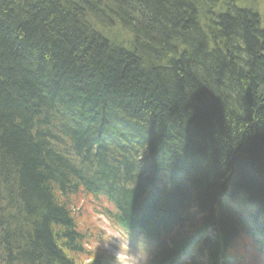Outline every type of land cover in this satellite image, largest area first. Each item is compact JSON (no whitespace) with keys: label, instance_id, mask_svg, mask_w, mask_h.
Here are the masks:
<instances>
[{"label":"trees","instance_id":"obj_1","mask_svg":"<svg viewBox=\"0 0 264 264\" xmlns=\"http://www.w3.org/2000/svg\"><path fill=\"white\" fill-rule=\"evenodd\" d=\"M235 2L0 0V264H98L80 192L159 261L264 248V27Z\"/></svg>","mask_w":264,"mask_h":264},{"label":"rangeland","instance_id":"obj_2","mask_svg":"<svg viewBox=\"0 0 264 264\" xmlns=\"http://www.w3.org/2000/svg\"><path fill=\"white\" fill-rule=\"evenodd\" d=\"M216 1L217 0H213L214 3ZM243 3L246 4V5L250 4L254 8V10H258V12H259L258 14H260V17H261L260 19H261L262 25H264V0H243ZM111 27H112V30H110V33L112 35H120L122 33V31H123V30H121V28H119L117 26H111ZM73 125L74 126L76 125L75 122L73 123ZM81 204H82L81 201L78 202L77 208L81 207ZM86 210H88V212H89L88 213L89 218L86 219L85 221L89 222V225L93 229V231H95V228H96V229L99 230L98 234L102 233V236L103 235L107 236L106 243L103 244V245L102 244H98V249L95 247L96 244L93 243L91 240L89 241L90 244L88 246V249L90 248V246L93 247L92 249L97 254H100L104 258V260L102 258L103 264H106L107 262H109L110 264H147L146 261L148 259V255H149V253L151 251V247L150 246H147V247L144 248L145 250H142L140 247L145 246L146 244H142L140 242V240L135 239L131 244L133 246H137V247L135 248V250L132 251V250H129L130 248H129L128 242L126 240H118L116 245L119 246V247H123V250H122V252H119V251L115 250L110 245L112 243H115L116 240H113L114 239L113 238V233H112V231H110L107 223L105 221H103V220H98L97 219L98 216L96 217L95 215H93L89 211V209H86ZM80 227L82 229H78L79 232L81 230H84V226H80ZM87 234L88 233H86V235ZM93 244H94V246H93ZM125 250H127V251H125ZM89 251H91V250H89ZM260 261L261 262L259 264H264V262H262V260H260Z\"/></svg>","mask_w":264,"mask_h":264},{"label":"bare ground","instance_id":"obj_3","mask_svg":"<svg viewBox=\"0 0 264 264\" xmlns=\"http://www.w3.org/2000/svg\"><path fill=\"white\" fill-rule=\"evenodd\" d=\"M236 3V8L238 7V5H239V7L241 6L242 8H246V9H248L249 11H251V12H254V13H259L258 12V10H254V8L250 5V4H248V5H246V4H244L243 3V0H238V2H235ZM258 16H259V18H261L260 17V14H258ZM261 20V19H260ZM262 23V22H261ZM258 26H259V28H261V26H260V24H258ZM263 27H264V25H262ZM68 116H73V114H70V113H67V112H60V119H59V121L60 122H65V121H67V117ZM130 124L128 123L127 124V122L125 123V122H121V123H118V124H116V125H114V124H112V123H109L108 124V127H106V132L107 133H109L110 135H115V136H119V138H121V137H123L124 136V134L125 135H127V132H128V134H130L129 133V131L130 130H134V131H136L135 130V128H133L132 126H129ZM84 126H86L85 125V121H82V122H80V121H76V125H75V127L79 130V127H80V129H82V128H84ZM31 128V126L29 127V129ZM47 130H50V131H55L54 130V128L51 126V127H49ZM77 130V131H78ZM38 131H40L39 129H38ZM82 131V130H81ZM98 131H99V136H100V139L101 140H103V142L104 143H106V141L108 140V139H110V138H105V137H103L102 136V134L100 133L101 131H100V129H98ZM35 132H36V129H33V135H35ZM87 137V136H86ZM54 150V152L57 154V155H62L63 154V149H59V148H54L53 149ZM179 158H180V156H179ZM181 159V158H180ZM189 159H190V156H187V159L185 160L184 158H183V160H185L184 162L186 163V167H187V169L189 170V167L192 169V167L191 166H193V164L191 165L190 164V161H189ZM82 160V159H81ZM87 160L88 161H85L84 163H83V161H82V163H80L81 164V169H85V168H87V167H89L91 164H92V159L90 158V157H87ZM182 160V159H181ZM80 161V159L79 158H77L76 156L75 157H72V162H79ZM69 163V162H68ZM87 163H88V166L86 167L84 164H86L87 165ZM70 164V163H69ZM74 165H75V167H77V165H79L78 163H74ZM95 169V167L93 166L92 167V170H94ZM194 170V169H193ZM14 184V183H13ZM221 198V197H220ZM81 201V203H83L84 202V200H83V198H78L77 199V204H78V202H80ZM263 219H264V217H263ZM6 220H9V219H5V221ZM255 222V221H254ZM256 226H257V228H258V231H259V233L261 234V235H264V220H261L260 222H258V224H255ZM240 230H239V228H237V230H236V234H239L240 232H239ZM85 235L84 234H82L81 235V237L79 238L80 240H79V242L82 240V238L84 237ZM229 241H231V240H229ZM78 242V243H79ZM238 246H239V243H238ZM244 247L246 248V249H244ZM244 247H238L237 248V252L239 253V252H242V251H245V252H254L253 250H255V248L252 246V244L250 243V242H247L245 245H244ZM230 250L228 251V253L227 254H229V255H232V254H235L236 256H237V252L235 251V248H234V246L233 247H230L229 248ZM255 251H258V250H255ZM258 252H264V248L263 249H261V250H259Z\"/></svg>","mask_w":264,"mask_h":264}]
</instances>
